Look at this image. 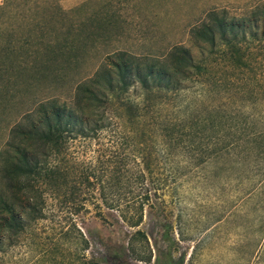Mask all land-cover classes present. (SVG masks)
Masks as SVG:
<instances>
[{
    "label": "rangeland",
    "instance_id": "1",
    "mask_svg": "<svg viewBox=\"0 0 264 264\" xmlns=\"http://www.w3.org/2000/svg\"><path fill=\"white\" fill-rule=\"evenodd\" d=\"M0 6L3 56L16 46L21 65L10 117L35 99L69 98L74 80L116 49L161 57L182 43L210 70L186 78L179 73L168 89L133 81L127 90L107 92L105 127L70 142L69 177L80 181L78 174L88 171L96 184L69 200L46 193L44 216L3 237L0 264H113L107 257L115 250L124 259L154 263L170 249L184 264H264V0H0ZM62 10L80 22L85 52L65 77L41 80L40 62L59 55L41 42L57 30L61 43L78 38L69 31L74 20H49ZM211 10L230 20L260 14L246 36H238L252 70L236 68L219 37L216 46L208 36L194 39L191 28ZM96 12L101 28L95 31ZM227 145L200 162L202 153ZM112 166L124 181L114 174L103 194ZM118 198L144 202L138 226L108 207Z\"/></svg>",
    "mask_w": 264,
    "mask_h": 264
},
{
    "label": "trees",
    "instance_id": "2",
    "mask_svg": "<svg viewBox=\"0 0 264 264\" xmlns=\"http://www.w3.org/2000/svg\"><path fill=\"white\" fill-rule=\"evenodd\" d=\"M4 7L0 6L1 12ZM80 9L82 10V6L78 8ZM95 14L93 24L97 25L94 29L96 31L101 25L97 12ZM65 16L74 20L69 31L78 35V38L73 37L70 41L61 43L58 39L63 33L57 30L54 36L49 35L47 41L41 42L48 45L51 52L59 54L40 62V68L44 71L41 80L65 77L72 64L75 67L79 65L82 53L85 52V43L79 42L83 30L77 18L74 19L69 12L63 10L51 17L48 15L50 21L58 20L59 17L63 19ZM259 16L256 12L243 17L247 19L238 20L233 17L230 20L226 16L220 17L216 10H211L202 24L191 28V33L197 41L208 36L207 39L213 46H216L219 37L234 54L236 68L245 73L253 69V62L246 57L243 47L239 45L238 36H246V30L253 28ZM106 23L112 27V18L106 20ZM1 32L0 27V34ZM250 35L253 36V33ZM8 47L12 56H3L4 50L0 44V243L6 235H18L33 221L44 216L46 193L69 200L79 194L82 187L89 188L96 184L88 171L78 174L80 181L69 177L74 172L69 170L73 163L70 142L74 137H92L105 127L106 112L101 111V108L105 107L107 92L117 88L127 90L133 81H138L148 89H168L179 73L186 78L191 71L203 74L209 70L205 63L196 61L191 48L182 43L173 45L161 57L141 58L132 52L116 49L108 52L103 61L96 63L93 69L74 80L73 93L69 98L53 96L35 99L29 107L10 117L20 96L22 79L19 76L21 65L17 50H14L16 46L10 44ZM11 69L18 73H10ZM25 70L28 71L23 67V71ZM50 72L56 74L52 75ZM227 148L228 145L215 146L198 158L203 163L213 154ZM105 172L108 182L107 185H101L103 194L110 188L109 181L114 174L117 173L115 179L124 181V174L117 171L116 166L107 167ZM96 180L101 182L100 177H96ZM134 204L131 200L123 202L118 198L108 203V207L120 211L121 218L130 226H138L143 220L144 202ZM123 256L122 250H115L108 255L107 261L113 264H184V257L175 256L172 249L164 259L157 256L154 263H151V259L137 257L131 261Z\"/></svg>",
    "mask_w": 264,
    "mask_h": 264
}]
</instances>
